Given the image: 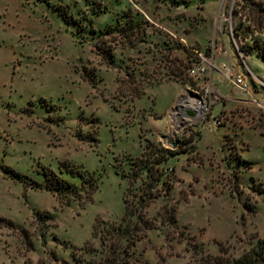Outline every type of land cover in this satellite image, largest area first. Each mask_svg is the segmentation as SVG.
Listing matches in <instances>:
<instances>
[{"label":"rangeland","instance_id":"rangeland-1","mask_svg":"<svg viewBox=\"0 0 264 264\" xmlns=\"http://www.w3.org/2000/svg\"><path fill=\"white\" fill-rule=\"evenodd\" d=\"M234 2L0 0V264H202L223 255L219 243L236 258L264 237V104L254 103H264V87L250 104L210 102L192 122L182 115L191 105L201 112L210 65L241 56L226 18ZM131 24L136 44L118 43L115 66L102 65L96 45L125 40L119 30ZM200 64L209 70L197 81L189 70ZM239 69L251 92V70L264 80L260 59ZM219 74L218 92L234 98ZM173 106L160 133L154 118ZM220 114H246L234 123L251 128L215 126L229 121ZM156 149L173 153L160 162ZM47 170L78 186L97 179L93 200L60 199ZM125 198L133 215L123 223ZM166 205L176 225L165 222ZM140 213L151 228L128 248L118 228L145 225Z\"/></svg>","mask_w":264,"mask_h":264},{"label":"trees","instance_id":"trees-1","mask_svg":"<svg viewBox=\"0 0 264 264\" xmlns=\"http://www.w3.org/2000/svg\"><path fill=\"white\" fill-rule=\"evenodd\" d=\"M226 18L230 19V23H232L233 26L232 32L241 42V45L238 48V53L244 57L254 55L264 63V0H235L230 12L226 14ZM114 29L116 28L109 27L108 30L104 32L101 31V33L110 34ZM92 32L95 33L96 30L93 28ZM119 32L125 34L123 35L125 40L114 43L113 45H107L106 49L100 48L99 45H96V48L98 49L96 54L99 55L102 53L103 60L101 61V64L106 65L108 68L115 66V45L121 43L122 45L132 47L136 44L137 38L134 36L136 31L133 24H131L130 31L126 32L125 30H119ZM115 40L117 39L115 38ZM125 41L126 43L124 44ZM156 150L158 154H161L162 158L158 160L160 162L167 159L168 154L173 153L163 149ZM238 162L239 164L244 163L245 165H250V163L243 161L240 156ZM7 171H10L13 176L19 177V179L22 178V175L10 168H7ZM45 177L49 182L50 190L57 194L62 200L67 198L68 200L71 199L72 202L80 200L89 202L93 200V196L98 189L97 179L90 181L88 178L83 177V185L78 186L67 179L62 178L52 170L45 171ZM35 184L41 186L38 182H35ZM124 202L126 205V212L123 217V223L127 221L130 222V217L133 215V212H130L129 210L127 198L124 199ZM67 203H69V201H67ZM164 214L168 215L165 222L168 221L169 224L176 225L177 217L175 216L174 209L166 205L164 208ZM143 217L144 215L140 213V220L141 222H144L145 225L141 226L138 223H131V225L126 226L124 230L118 228V231H123L128 248H133L138 241L145 237L148 229L151 228L148 223L149 221ZM8 224L14 227L13 222L9 221ZM122 226L123 224L121 227ZM93 236H98L96 226L94 227ZM101 239L102 243L105 244L107 240L104 238ZM89 243L90 242H88V244ZM219 246L220 252L223 253V255L208 256L202 264H264V237L256 238V243L250 248L245 249L243 253L236 258L224 256L228 254V251L225 250L223 243H219ZM99 264H114V262L109 258Z\"/></svg>","mask_w":264,"mask_h":264},{"label":"crops","instance_id":"crops-1","mask_svg":"<svg viewBox=\"0 0 264 264\" xmlns=\"http://www.w3.org/2000/svg\"><path fill=\"white\" fill-rule=\"evenodd\" d=\"M249 59H258L256 56H248V57H244L243 55L241 56H233V58H231L229 61H223V65L221 64L220 66H212L210 68V72H209V76H210V81L209 83H207L206 85L204 86H201L202 88L205 87V86H208V84L211 86V89L213 88V92L211 93V96L212 94H215V97H214V101L211 100V102H222L223 105H227L228 103H231L232 104V109L233 107H235L238 104H250L252 103L253 101H250V99L252 98L254 100L255 97L257 96H261L263 95L262 94V91L260 90V86L264 87V80L260 79L259 77H257L253 70H251V76H253L255 78V82H256V85L251 83L253 85V91L251 92L250 91V88H249V91L248 92H242L239 88H237L236 86H234L233 84V80H231L227 75V69L228 68L230 70V72L234 73L235 75H241L240 73V63L242 62H246L247 60ZM259 60V59H258ZM263 63V62H262ZM264 65V63H263ZM219 72L222 74V76L225 78L224 80H228L230 81V83L238 89V91H232L233 93H235V97L232 98L231 96H227L226 98L223 97V95H221L220 92H218L217 88H216V84H217V81L218 78L217 76H215L216 74L218 76H220ZM174 83H177V82H174ZM225 82H223L222 84H224ZM221 84V85H222ZM247 95H249V98H246ZM219 98H221L219 100ZM225 99H228L230 100V102H226ZM218 100V101H217ZM255 101V100H254ZM261 104L263 105L264 103L261 102ZM176 105V103L174 104V106ZM261 105V106H262ZM174 106L170 109V111L166 114V117L165 119H162V117H159V119H155L154 118V122H155V129H157L160 133L164 132L165 131V128L167 127H170L172 124H173V121H172V118L174 116H176V114H173V109H174ZM264 106V105H263ZM191 111H187V114H182V115H186L185 119L187 121H190L192 122V115H189L188 113H193L195 116H198L200 114H197V110L196 108H194L192 105H191V108H190ZM230 112V111H229ZM177 115H180V114H177ZM221 116H229L230 115V118H229V121H227V123H224V127L227 128L229 131H234L237 129H244L245 127H248V128H251L249 125H245V127H242V126H239L238 124L234 123L236 121H242L244 122L245 121V117H246V114H220ZM181 116V115H180ZM183 117V116H182ZM181 118V117H180ZM254 129H259V128H254ZM229 135H228V132L226 133V135L224 136L223 138V142L226 138H228ZM201 139V138H200ZM199 139V140H200ZM198 150H199V144L197 146ZM227 148V147H226ZM227 151L230 152V149L227 148ZM199 154L202 155V153L200 152L199 150ZM203 156V155H202ZM207 159H215L214 158H207ZM241 159L245 162H247L245 159H243V157L241 156ZM218 160V159H217ZM207 166H211V165H207Z\"/></svg>","mask_w":264,"mask_h":264},{"label":"built area","instance_id":"built-area-1","mask_svg":"<svg viewBox=\"0 0 264 264\" xmlns=\"http://www.w3.org/2000/svg\"><path fill=\"white\" fill-rule=\"evenodd\" d=\"M213 65H210V68L212 67ZM227 70V73H228V77L233 80V84L234 86H236L237 88H239L242 92H248L249 91V85L245 82V78L244 76L242 75H235L234 73L230 72V70L228 68H226ZM208 70L209 68H207L206 64H200V65H196L194 66L193 68H191L189 70V74L191 77H193L194 79H196L197 81L200 79V78H204V76H206V74L208 73ZM210 85L208 84V86H205L202 88V95H200L199 93L198 96L200 97L199 98V101L198 103L200 104H204L205 105V108L203 109V112L199 113L200 114L199 116L202 117L203 119H205L208 115H209V103L211 102V92H210ZM254 103H257L259 106H261V102H258V101H254ZM212 105V103H211ZM223 118H220L218 117L216 120H215V126H223L224 122H223ZM172 168H170V172H172ZM258 188L259 189H262L264 190V183L262 184H259L258 185Z\"/></svg>","mask_w":264,"mask_h":264},{"label":"water","instance_id":"water-1","mask_svg":"<svg viewBox=\"0 0 264 264\" xmlns=\"http://www.w3.org/2000/svg\"><path fill=\"white\" fill-rule=\"evenodd\" d=\"M188 114L192 115L193 119H198L199 118V115L195 116L193 113H188ZM170 143H171L173 149H177L180 146V144H181L180 140H178V139L175 140V141H170Z\"/></svg>","mask_w":264,"mask_h":264},{"label":"bare ground","instance_id":"bare-ground-1","mask_svg":"<svg viewBox=\"0 0 264 264\" xmlns=\"http://www.w3.org/2000/svg\"><path fill=\"white\" fill-rule=\"evenodd\" d=\"M196 106L197 107H200L201 112H203V109L205 108V105L204 104L197 103ZM201 112H199V113H201Z\"/></svg>","mask_w":264,"mask_h":264}]
</instances>
